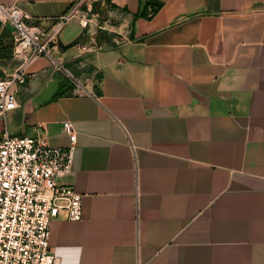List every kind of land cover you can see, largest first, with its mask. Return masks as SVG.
Here are the masks:
<instances>
[{
    "label": "crops",
    "instance_id": "1",
    "mask_svg": "<svg viewBox=\"0 0 264 264\" xmlns=\"http://www.w3.org/2000/svg\"><path fill=\"white\" fill-rule=\"evenodd\" d=\"M74 1L0 0L43 27ZM92 18L51 48L92 94L39 55L6 112L53 145L76 130L56 179L82 216L51 220L58 264H264V0H106ZM11 43L0 22V75Z\"/></svg>",
    "mask_w": 264,
    "mask_h": 264
},
{
    "label": "built area",
    "instance_id": "2",
    "mask_svg": "<svg viewBox=\"0 0 264 264\" xmlns=\"http://www.w3.org/2000/svg\"><path fill=\"white\" fill-rule=\"evenodd\" d=\"M94 0H75L48 26L30 21L17 4L0 2V22L12 25V70L0 75V264H58L49 245V225L56 217L79 219L81 193L57 177L71 169L76 130L63 121L69 142L53 145L39 135L15 134L6 123V112L17 106L16 93L27 79V66L39 55L49 56L55 69L73 83L72 94H92L84 79L58 62L51 53L62 27L73 17L89 27ZM106 6V0H97ZM105 15V12L103 13ZM88 32V31H86ZM83 50L98 47L82 42Z\"/></svg>",
    "mask_w": 264,
    "mask_h": 264
},
{
    "label": "water",
    "instance_id": "3",
    "mask_svg": "<svg viewBox=\"0 0 264 264\" xmlns=\"http://www.w3.org/2000/svg\"><path fill=\"white\" fill-rule=\"evenodd\" d=\"M91 10L93 12H98L99 15H102L105 12V7L100 6L97 0L92 2Z\"/></svg>",
    "mask_w": 264,
    "mask_h": 264
},
{
    "label": "trees",
    "instance_id": "4",
    "mask_svg": "<svg viewBox=\"0 0 264 264\" xmlns=\"http://www.w3.org/2000/svg\"><path fill=\"white\" fill-rule=\"evenodd\" d=\"M155 2H156V1H152V2L150 1V2H149L150 5H151V3H153V5H154L153 10H155V8H157V6L160 5V2H157L156 4H155ZM146 7H147V5H145L143 9H146ZM11 46H12V43H11ZM10 53H11V52H10Z\"/></svg>",
    "mask_w": 264,
    "mask_h": 264
}]
</instances>
